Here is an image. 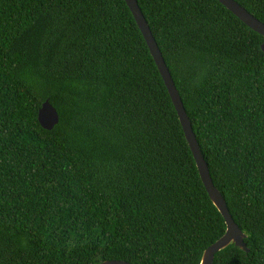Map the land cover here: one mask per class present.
<instances>
[{"label": "trees", "instance_id": "trees-1", "mask_svg": "<svg viewBox=\"0 0 264 264\" xmlns=\"http://www.w3.org/2000/svg\"><path fill=\"white\" fill-rule=\"evenodd\" d=\"M137 1L246 235L212 264H264V36L217 0ZM225 230L125 0H0V264H200Z\"/></svg>", "mask_w": 264, "mask_h": 264}, {"label": "water", "instance_id": "water-1", "mask_svg": "<svg viewBox=\"0 0 264 264\" xmlns=\"http://www.w3.org/2000/svg\"><path fill=\"white\" fill-rule=\"evenodd\" d=\"M217 1H219L223 6H225L229 11H231L237 18H239L243 23H245L249 28L264 36V23L259 19H257L253 14H251L246 8L240 5L237 1L235 0H217ZM125 2L128 5L143 35V38L150 50V53L154 59L158 71L168 90V93L170 95L174 108L177 112L185 138L192 152L193 158L195 160L201 180L205 186L208 196L213 202V204L216 206L220 214L222 215L226 224V230L224 234L203 251L200 264H212L215 254L232 244L247 253L249 249L244 241L246 235L245 233H243V231L239 228L237 223L232 218L224 197L222 196L220 191L215 187L212 181L207 162L205 161L204 156L201 152L200 146L196 139L189 117L185 111L179 92L174 84L172 76L164 61L163 55L159 50L155 38L152 35L151 29L138 5V1L125 0ZM261 49L264 52V43L261 45ZM38 121L41 127L47 130H51L59 122L58 112L56 108L51 104L48 98L42 102L38 110ZM97 264H132V263L124 260L114 259V260H104Z\"/></svg>", "mask_w": 264, "mask_h": 264}]
</instances>
